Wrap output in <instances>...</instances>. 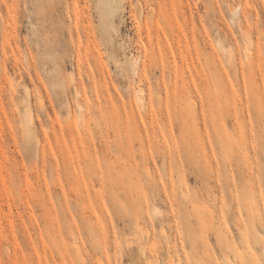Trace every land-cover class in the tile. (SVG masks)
Listing matches in <instances>:
<instances>
[{"label": "rangeland", "instance_id": "rangeland-1", "mask_svg": "<svg viewBox=\"0 0 264 264\" xmlns=\"http://www.w3.org/2000/svg\"><path fill=\"white\" fill-rule=\"evenodd\" d=\"M0 264H264V0H0Z\"/></svg>", "mask_w": 264, "mask_h": 264}, {"label": "bare ground", "instance_id": "bare-ground-1", "mask_svg": "<svg viewBox=\"0 0 264 264\" xmlns=\"http://www.w3.org/2000/svg\"><path fill=\"white\" fill-rule=\"evenodd\" d=\"M235 12H237V11H235V9H234V14L233 15H235ZM232 14V13H231ZM232 15V16H233ZM219 42V41H218ZM220 43V42H219ZM219 43H217V44H219ZM220 45V44H219ZM221 47V46H220ZM245 50V49H244ZM246 51L247 50H245V52L244 53H246ZM25 56V55H24ZM248 56V55H247ZM247 58V57H246ZM247 59H250V58H247ZM27 60V59H26ZM30 61V60H29ZM128 61H129V67H130V69H131V71L133 72L134 71V69H135V66H136V58H133V57H130V59H128ZM28 64V63H27ZM128 64V63H127ZM30 65V64H29ZM137 68H138V66H136ZM143 68V67H142ZM141 68V69H142ZM147 71V70H146ZM135 72V71H134ZM144 75V74H143ZM138 89V88H137ZM27 90V88L25 89V91ZM35 91H37V90H35ZM29 92V91H28ZM27 93V92H26ZM37 93V92H36ZM27 94H29V93H27ZM38 94V93H37ZM137 95V94H136ZM138 97V96H137ZM139 97H140V94H139ZM41 98V97H40ZM141 101V100H140ZM139 101V102H140ZM142 102V101H141ZM140 102V103H141ZM80 105L81 104H77V107H80ZM30 108V106L29 105H27V108L25 109V121L27 122V121H29V120H31L32 119V115H31V109L29 110V108ZM28 109V110H27ZM78 109V108H77ZM67 111H68V109H67ZM78 111V110H77ZM28 116V117H27ZM21 125H23V124H21ZM23 131H26V128H24L23 127ZM27 132V131H26ZM27 136H29V135H27ZM34 136V138L36 139V141L38 142L39 140H38V136L37 135H33Z\"/></svg>", "mask_w": 264, "mask_h": 264}]
</instances>
